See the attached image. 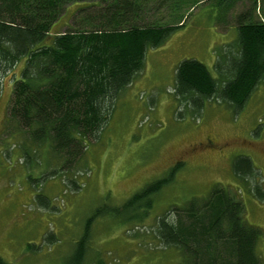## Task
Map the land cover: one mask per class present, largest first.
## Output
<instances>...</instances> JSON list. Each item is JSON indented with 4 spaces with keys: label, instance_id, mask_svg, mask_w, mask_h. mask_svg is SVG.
Instances as JSON below:
<instances>
[{
    "label": "rangeland",
    "instance_id": "rangeland-1",
    "mask_svg": "<svg viewBox=\"0 0 264 264\" xmlns=\"http://www.w3.org/2000/svg\"><path fill=\"white\" fill-rule=\"evenodd\" d=\"M140 1L153 22L174 24L182 18L185 25L147 50L143 69L121 91L102 130L70 168H61L63 160L36 145L28 147L29 160L22 150L29 143L26 135L7 131L14 80L25 61L3 82L0 256L10 264H76L80 247L85 253L81 264H177L176 249L158 237L159 218L173 215L216 184L237 193L246 221L261 229L257 253L264 264V82L242 109L220 99H205L201 107L186 105L176 95V69L184 59L199 60L218 78L217 49L236 39L234 16L250 1L234 5L226 28L224 22L217 24L219 0ZM80 7L70 5L52 32L74 27ZM239 157L252 160L253 176H236ZM179 163L173 180L152 198L144 220L116 216L113 210ZM100 207L104 211L95 217Z\"/></svg>",
    "mask_w": 264,
    "mask_h": 264
},
{
    "label": "trees",
    "instance_id": "trees-1",
    "mask_svg": "<svg viewBox=\"0 0 264 264\" xmlns=\"http://www.w3.org/2000/svg\"><path fill=\"white\" fill-rule=\"evenodd\" d=\"M238 1L219 0L217 24L224 22L226 28L229 11ZM249 1V8L234 16L236 39L217 49L218 78L197 59H184L177 66L176 95L184 104L201 107L205 99H220L242 109L264 82V0ZM73 4L82 6L73 16L74 27L53 33V25ZM144 4L0 0V94L7 75L25 61L20 78L14 80L6 128L10 134L26 135L29 143L22 144V150L25 147L29 160L28 147L36 145L63 160L61 168L75 165L102 130L121 91L143 69L147 50L185 25L182 18L174 24L153 22L143 13ZM181 166L135 192L113 212L125 220H144L154 195ZM233 169L238 177L256 173L249 157H239ZM103 211L98 208L95 217ZM157 232L178 252L177 264H262L257 253L262 231L246 221L243 201L222 184L193 197L173 215L161 216ZM76 258L81 264L84 248ZM0 264L10 263L0 256Z\"/></svg>",
    "mask_w": 264,
    "mask_h": 264
}]
</instances>
